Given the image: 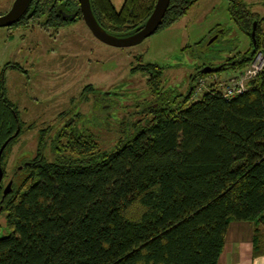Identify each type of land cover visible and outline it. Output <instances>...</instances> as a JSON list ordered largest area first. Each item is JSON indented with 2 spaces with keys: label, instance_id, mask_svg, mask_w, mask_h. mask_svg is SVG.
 Returning a JSON list of instances; mask_svg holds the SVG:
<instances>
[{
  "label": "trees",
  "instance_id": "trees-1",
  "mask_svg": "<svg viewBox=\"0 0 264 264\" xmlns=\"http://www.w3.org/2000/svg\"><path fill=\"white\" fill-rule=\"evenodd\" d=\"M155 1L124 0L119 11L111 0L90 3L98 23L121 35L143 23ZM195 1L170 0L160 26ZM31 2L32 14L13 25L44 16L42 25L58 28L75 20L59 10L80 16L77 0ZM228 11L250 38L249 50L225 63L233 69L264 46V32L242 0H228ZM138 67L149 72L157 104L124 123L132 129L112 149L68 122L52 159L39 151L3 199L0 191V264H216L230 220L254 221L253 253L264 254V68L232 98L210 89L177 101L181 94L161 86V67ZM18 126L3 93L0 146Z\"/></svg>",
  "mask_w": 264,
  "mask_h": 264
},
{
  "label": "rangeland",
  "instance_id": "rangeland-1",
  "mask_svg": "<svg viewBox=\"0 0 264 264\" xmlns=\"http://www.w3.org/2000/svg\"><path fill=\"white\" fill-rule=\"evenodd\" d=\"M122 1L112 0L117 9ZM243 1L256 12L264 32V0ZM12 2L0 0V14ZM44 19L0 27V94L3 87L23 125L3 155L4 179L12 178L13 183H19L23 174L19 165L32 161L39 151L46 160L52 159L53 139L68 122L92 137L100 149H112L125 136L124 130L131 131L125 125L156 100L147 83L149 72L140 65L161 67V86L166 93L181 94L177 101L189 92L194 99L209 87L226 85L249 68L250 62L233 69L225 64L250 46L249 36L230 17L228 0H196L174 22L122 47L96 38L81 15L58 28L42 25ZM215 32L217 39L207 44ZM260 50L264 46L255 53ZM203 64L214 70L193 77ZM3 217L1 213L0 232Z\"/></svg>",
  "mask_w": 264,
  "mask_h": 264
},
{
  "label": "water",
  "instance_id": "water-1",
  "mask_svg": "<svg viewBox=\"0 0 264 264\" xmlns=\"http://www.w3.org/2000/svg\"><path fill=\"white\" fill-rule=\"evenodd\" d=\"M30 1L31 0H13L10 8L6 12L0 14V27H10L15 22H17L20 19V17L23 14H25V12L27 11ZM169 1L170 0H156L150 14L147 16L145 21L140 25H138L137 27H135L133 31H127L122 33L121 35L109 33L98 23L92 11L90 0H78V3H79L82 19L94 36L106 44L122 47V46H130L137 44L146 37L150 36L152 33H154L159 28L162 22V18L168 7ZM30 14L31 12L28 15ZM67 15L70 17H74V13ZM255 26H256V21L254 20L251 30L252 38L254 35ZM212 40L213 38L210 39V41ZM211 70L214 69L211 68L210 66H207L201 69L200 72L207 73L210 72ZM194 76L195 74L193 75V77ZM189 88H191V86H189ZM16 133L17 130L15 134ZM11 137L12 136L8 137L1 145L0 153ZM1 176H2V171L0 168V179ZM10 189H11L10 183H8L3 189L2 192L3 196L7 192H9Z\"/></svg>",
  "mask_w": 264,
  "mask_h": 264
},
{
  "label": "crops",
  "instance_id": "crops-1",
  "mask_svg": "<svg viewBox=\"0 0 264 264\" xmlns=\"http://www.w3.org/2000/svg\"><path fill=\"white\" fill-rule=\"evenodd\" d=\"M254 227L251 220H230L216 264H264V254L253 253Z\"/></svg>",
  "mask_w": 264,
  "mask_h": 264
},
{
  "label": "built area",
  "instance_id": "built-area-1",
  "mask_svg": "<svg viewBox=\"0 0 264 264\" xmlns=\"http://www.w3.org/2000/svg\"><path fill=\"white\" fill-rule=\"evenodd\" d=\"M263 51L264 50H260L258 53H255L253 58L250 60L249 68H247L246 71H240L242 72V75H240L239 78L232 80V82L228 81L226 85H220L217 89L209 87L205 91L216 89L223 95V97L232 98L233 96L247 90L249 80L254 78L264 68ZM197 96L199 97L200 95H196L195 98H198Z\"/></svg>",
  "mask_w": 264,
  "mask_h": 264
},
{
  "label": "flooded vegetation",
  "instance_id": "flooded-vegetation-1",
  "mask_svg": "<svg viewBox=\"0 0 264 264\" xmlns=\"http://www.w3.org/2000/svg\"><path fill=\"white\" fill-rule=\"evenodd\" d=\"M78 1V0H77ZM124 1V0H123ZM123 1H122V4H123ZM243 1V0H242ZM111 2H112V0H111ZM246 5H247V7L249 8V6H248V3H246L245 1H243ZM79 4V3H78ZM112 4H113V2H112ZM122 4H121V6H120V8H116L115 7V5L113 4V6H114V8H115V10H117V11H119L120 9H121V7H122ZM33 6H34V4L30 1V3H29V6H28V9H27V11L25 12V14H23L21 17H23L24 15L26 16V15H28L30 12H31V14H32V11H33ZM79 6V5H78ZM250 9V8H249ZM252 11V10H251ZM59 12L63 15V17H65V18H70V19H73L75 16H76V13L75 12H70V11H61V10H59ZM79 12H80V15H81V11H80V8H79ZM254 12V11H253ZM72 13H74V17H70V16H68L67 14H72ZM20 17V18H21ZM70 23V22H69ZM161 25V24H160ZM160 27V26H159ZM213 35H215V36H213V40L212 41H209L207 44H211V42H213L215 39H217V36H218V33L217 32H215V33H212ZM222 63H224V62H222ZM222 63H220L219 64V66L222 64ZM207 66H210L211 68H212V66L211 65H208V64H203V65H201V66H199L198 67V69L197 70H195L194 71V74L196 75L198 72L200 73V70L201 69H203V68H205V67H207ZM218 66V67H219ZM4 93V95H5V91L3 90V87H2V91H1V94H3ZM0 94V95H1ZM9 99V98H8ZM10 100V99H9ZM11 101V100H10ZM12 102V101H11ZM12 104H13V108H14V112H15V115H16V118H17V120H18V122H19V124H20V126H18L17 128H16V130H17V133L15 134V132H16V130L11 134V138L10 139H12L13 137H15V136H19V133L21 132V129H22V124H21V122L19 121V117H18V115H17V113H16V106L14 105V103L12 102ZM153 106H156V104H157V101H153L152 103H151ZM150 104V105H151ZM146 106H149V105H146ZM10 137V136H9ZM9 139V140H10ZM8 140V141H9ZM4 143V142H3ZM2 143V144H3ZM6 145H7V143H6ZM6 145L3 147V149H2V151L6 148ZM1 147V146H0ZM2 151H1V153H0V168H1V171H2V176H1V179H0V191H1V198L3 199L4 198V196L8 193H6L4 196H3V194H2V192H3V189L5 188V186L8 184V183H10V187H11V189H10V191L12 190V188H13V179L12 178H7V179H4V175H5V173H4V168H3V159H1V154H2ZM30 162V160H25L24 162H23V164L22 165H19V167L20 168H22V166L23 165H26V164H28ZM9 191V192H10ZM0 209H1V206H0Z\"/></svg>",
  "mask_w": 264,
  "mask_h": 264
}]
</instances>
